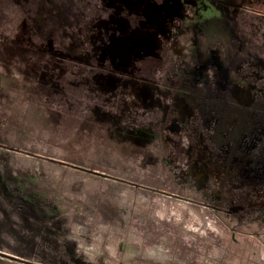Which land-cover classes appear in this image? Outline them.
<instances>
[{"label":"rangeland","instance_id":"1","mask_svg":"<svg viewBox=\"0 0 264 264\" xmlns=\"http://www.w3.org/2000/svg\"><path fill=\"white\" fill-rule=\"evenodd\" d=\"M200 15L0 0V264H89L65 239L88 217L109 225L91 264H159L153 245L164 264H264V0L208 49Z\"/></svg>","mask_w":264,"mask_h":264},{"label":"flooded vegetation","instance_id":"2","mask_svg":"<svg viewBox=\"0 0 264 264\" xmlns=\"http://www.w3.org/2000/svg\"><path fill=\"white\" fill-rule=\"evenodd\" d=\"M241 1L242 0H198L201 8V15L197 24V29H198L197 35H198V39L203 44L202 46H205L206 49H208L207 45L213 39L223 38V37L228 38L229 35H231V33L233 34V23L235 21L236 11L241 6ZM223 46L225 47V45ZM234 54H235V50L232 51V53H230L223 60V64L221 66L223 71H227V73H229L230 68L232 69V65H231L232 60H230V58L233 57ZM205 71L206 74H209V71L207 69L205 70V65H203V63H200L195 67V73L193 75V79L197 80V83L198 82L204 83L203 80H204ZM223 76L225 75L221 73L220 80L218 81L217 84L220 85L219 87L220 89L225 90L224 89L225 87L223 88V84L225 80L222 78ZM191 91L192 93L200 92L199 89H193ZM190 112H192V109H190ZM211 116L212 119L211 117H209L208 122L217 119L216 115H211Z\"/></svg>","mask_w":264,"mask_h":264},{"label":"clouds","instance_id":"3","mask_svg":"<svg viewBox=\"0 0 264 264\" xmlns=\"http://www.w3.org/2000/svg\"><path fill=\"white\" fill-rule=\"evenodd\" d=\"M123 196L124 193H121ZM95 224V234L89 238V226ZM68 234L65 239L77 244V251L82 254L91 264L102 250L104 242V233L108 230L109 225L102 222H95L92 217H88L84 223H70ZM144 255L159 264H164L168 249L163 245H153L144 250Z\"/></svg>","mask_w":264,"mask_h":264}]
</instances>
